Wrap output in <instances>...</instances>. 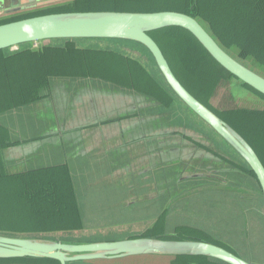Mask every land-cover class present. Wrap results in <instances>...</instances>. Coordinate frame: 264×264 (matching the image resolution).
I'll return each mask as SVG.
<instances>
[{"label": "trees", "instance_id": "16d2710c", "mask_svg": "<svg viewBox=\"0 0 264 264\" xmlns=\"http://www.w3.org/2000/svg\"><path fill=\"white\" fill-rule=\"evenodd\" d=\"M82 1L87 4L91 3V0L61 2L64 7H61V3H54L48 7L34 9L29 15L0 24L46 14L79 12L83 9L76 4ZM94 1H98L96 4L99 5V11L103 10L101 7H107L112 11L158 12L168 10L189 14L196 18L226 51L228 49L225 44H231V46L238 47V50L244 53V57L252 55L257 61L264 63V0H176L180 6L160 10H154L156 7L150 5L151 0ZM136 5L145 8L136 9ZM150 35L162 49L182 84L197 99L237 130L255 149L264 164V109L236 105L232 108L231 106L232 96L235 100V92L240 87L246 88L253 96L248 95L253 100L255 99L256 103H260L258 101L260 99L264 104V96L224 69L187 30L170 27L152 32ZM219 37H222L224 41ZM79 40L83 39H57L49 40V42ZM44 42L38 50L31 48L33 44H25L20 45L18 51L12 53L9 51L7 56L3 53L10 49L0 51V115L6 111L19 109L30 102L36 103L44 100L46 96L43 95L50 90L51 79L57 75H64V77L100 76L122 85H134L138 89L156 88L165 92L156 84V81L150 76V78L147 77L142 64L126 60L125 56L120 55L119 52L79 50L70 44H67V48H60V46H51ZM136 44L148 51L143 45ZM109 57L115 61L109 60ZM166 85L169 87L167 83ZM222 86L226 87L231 99L228 103L230 108L220 111L215 109L210 102ZM174 95L180 99L175 93ZM171 101L167 96L165 100L167 105ZM182 103L184 104L183 101ZM239 121L241 124L237 123ZM10 141L9 133L0 124V162L3 157L1 150L8 148ZM15 143L17 145L13 148L25 146L21 145L20 141ZM232 166L238 168L234 163ZM246 166L247 171H245L258 182L250 166L248 164ZM0 167V235L2 233L6 235L30 234L81 228L83 216L78 196H76L77 193H75L73 183L71 185L65 168L49 166L27 172L14 169L15 171L9 175L2 165ZM177 231L183 233L161 239L201 240L219 245L237 254L230 246L209 238L213 236L189 229H178ZM29 263L59 264L57 261L48 259H0V264ZM171 264L225 263L203 256H181L173 257Z\"/></svg>", "mask_w": 264, "mask_h": 264}, {"label": "rangeland", "instance_id": "374dc122", "mask_svg": "<svg viewBox=\"0 0 264 264\" xmlns=\"http://www.w3.org/2000/svg\"><path fill=\"white\" fill-rule=\"evenodd\" d=\"M66 1L72 3L74 0H43L41 3H37L36 7L22 9L20 11L21 15L19 14L8 19L0 18V23L29 15L32 10L37 8L48 7L54 5V3H66ZM111 1L118 2L119 0ZM62 3L60 5L64 7ZM96 3L98 4V1L91 0V3L88 4L82 1L77 3L76 6L79 5L80 8L83 9L79 12H99V5ZM149 3L151 6L157 8H154V10L172 9V7L180 6L176 0H151ZM144 8L145 7L136 5V9ZM101 9H103L102 11H112L107 7H101ZM1 14H4V12L0 11V17ZM219 38L224 41L222 37ZM44 43H48L51 46H60V48H67V44H70L79 50L119 52L121 53L120 55L125 56L124 58L126 60L130 62L137 61L142 64L147 77L150 76L157 82L156 84L160 88L172 96L173 107L179 112L180 118L182 117L193 127L198 128L208 136H212L217 141L218 147L222 152L232 155L237 161L242 163V165H245L239 155L231 149L226 142L222 141L219 135L212 128L207 126L208 124H204L198 116L190 113L189 109L182 101L174 95L171 89L166 85L165 79L159 71L152 55L140 45L136 44V42L117 39H83L76 42L46 41ZM193 45L196 46L195 44ZM38 47L37 44L31 46L33 50H38ZM225 47L234 57L236 56L239 59L238 56H240L243 59L239 60L244 61V64L251 66L255 71L257 70L258 73L264 75V63L257 61L256 57L252 55L244 57V53L239 51L238 47L234 45L231 46V44L226 43ZM14 50L18 51L19 49L17 48ZM108 59L115 61L112 60L111 57ZM86 82L92 81L87 80ZM235 82L237 83V81ZM64 83V75H57L51 80L50 89H52L54 85L58 88L61 85L66 86ZM94 91L99 92L98 90ZM248 94L250 93L246 88L240 87V89L235 92L236 101L232 96V108H235L234 106L236 105L252 109H264L263 100L259 99L258 101H260V103H256L254 101L255 99L253 100L251 97L253 95L250 94L251 96H249ZM109 98L112 97L110 96ZM230 99L231 97L226 87L222 86L210 103L215 109L222 111L225 108H230L228 105ZM45 102L47 103L44 104ZM108 102L111 103V100H108ZM44 105H49L48 100L45 101L44 99L38 104L30 102L20 109H13L10 112L0 115V124L9 133L11 140L17 138L25 140L28 138H35L45 135L49 130L56 128L50 127V125H55V121H53L52 118L49 119L48 115L41 113L42 111H47ZM240 122L241 121L237 123L241 124ZM193 134L194 133H192V136L195 137L196 135ZM199 139L205 140L204 138L202 139L200 135ZM66 141H68V139ZM50 146L53 145L51 144L49 147ZM47 148L48 147L43 146L34 158L30 157V162L28 164L25 163L27 168L22 169V171H31L33 168H44L49 166L48 164L68 163L76 183L73 184V187L75 193H77L76 196H78V203L83 216L82 226L74 230H58L30 234L23 233L8 236L40 238L68 243L117 241L128 239L138 234L147 236L145 234V227H142L145 222L152 221L154 218L157 219L160 213L165 211V208L172 210L171 212H175V203L180 199H185L186 203L183 200L177 202V212L169 217L168 221L170 223L167 225L168 231L175 229L177 224L210 229L209 231L212 233L211 235L213 237L209 238L219 240L225 245L230 246L238 255L251 264H264V200L258 182L252 176L251 181H247L246 183L243 179L240 180V174H230L226 176L222 171L223 169L225 171L226 168H222V165V167H220V162L216 161V169L219 172L216 173L218 174V178L212 177V179H210L211 182L213 179L215 182L204 184L193 190L191 186H193L194 183H187L185 184L188 188L187 190H183L182 194H177L178 191L175 190L176 198H171L169 194L173 192V183H168L167 186H163L162 188L153 186L150 189H143L139 180L133 175L121 174L120 176V171L117 168L107 167L97 161L99 159L95 158L96 151L87 156H80L78 154V149H76V145L68 142L61 145L55 144L52 149L45 151ZM13 149L14 148L10 149L7 154L8 160L7 158L4 159L3 156L0 162L2 168L4 167L5 172L9 175L14 171L17 161L21 160V158H28L27 156H29L26 155L27 153H20L19 150L15 152ZM5 150L6 148L1 150L2 155ZM48 152L51 153V157L46 159L45 155ZM232 169L236 168L232 167ZM236 170L241 171L240 168ZM151 178L153 179L154 176ZM69 179L72 185V177L70 174ZM224 179L227 181L231 179V185L224 186ZM240 183L246 185H240ZM179 220L183 222H179ZM148 224L149 223L145 226H148ZM2 235L6 234L2 233ZM171 262L172 260L170 258L148 256L140 258L130 257L123 260L120 259L119 261H97L94 263L79 262L74 264H171Z\"/></svg>", "mask_w": 264, "mask_h": 264}, {"label": "flooded vegetation", "instance_id": "af4514ba", "mask_svg": "<svg viewBox=\"0 0 264 264\" xmlns=\"http://www.w3.org/2000/svg\"><path fill=\"white\" fill-rule=\"evenodd\" d=\"M64 78L66 86L61 85L58 88L54 85L52 92L50 89L43 95L46 96L45 101L48 100L49 105H44L47 111L41 113L48 115L49 119L52 118L55 125L50 127L56 128L35 138L27 140L17 138L9 142V147L3 153L4 159L7 158V160L9 150L17 145L16 141H20L21 145H29L26 154L29 155L28 158L17 161L14 169L20 171L27 168L25 163L28 164L30 157L34 158L43 146L48 147L45 149L47 151L55 144L61 145L68 142L76 145L80 156H87L96 151L95 158L99 159L97 161L107 167L117 168L120 176L121 174L133 175L139 180L143 189H150L153 186L162 188L168 183H173V192L169 194L171 198H176L175 190L178 191L177 194L187 190L185 185L187 183H194L191 186L193 190L204 184L215 182L214 179L210 181L212 177L218 178L216 173L219 172L216 169L215 160L220 162V167L226 168L225 171L222 170L226 176L240 174V180L243 179L245 183L251 181V175L246 172L245 160L220 136L222 141L226 142L246 163L245 165L232 155L222 152L212 136H208L182 117L180 118L179 112L173 107L172 96L169 93L166 94V91V93L161 92L156 88L138 89L134 85H122L100 76H65ZM87 80L92 82H86ZM166 95L172 100L169 105L165 102ZM110 96L112 98H109ZM108 100H111V103ZM38 103L40 102L34 104ZM189 111L194 115L191 110ZM7 112L10 111L5 113ZM201 121L206 124L203 120ZM192 133L196 136H192ZM199 135L205 140L199 139ZM35 142L37 147L33 144ZM51 144L53 146L49 147ZM45 157L49 159L51 153L48 152ZM233 163L241 171L232 169ZM48 165L65 168L72 177V183L76 184L68 163ZM38 169L40 168H33L31 171ZM152 176H154L153 179ZM225 181H223L224 186L231 185V179ZM240 185L246 184L240 183ZM181 200L186 203L185 199L177 202ZM177 202L175 212L178 209ZM171 211L165 208L157 219L154 218L142 225L145 227L147 236L138 234L129 238L172 237L183 233L177 231L178 229H189L212 236L210 229L191 225L177 224L175 229L168 231L169 217L175 213ZM179 222L183 221L179 220ZM147 223H149L148 226H145Z\"/></svg>", "mask_w": 264, "mask_h": 264}, {"label": "water", "instance_id": "95a60500", "mask_svg": "<svg viewBox=\"0 0 264 264\" xmlns=\"http://www.w3.org/2000/svg\"><path fill=\"white\" fill-rule=\"evenodd\" d=\"M36 2L22 7L21 0H0V11L11 15L22 9L36 7ZM170 27H178L190 32L217 63L243 84L264 96L262 74L221 47L196 18L178 11L64 12L28 17L0 24V51L17 49L25 44L40 45L44 41L57 39H117L143 45L152 55L172 91L250 166L258 179L264 200V164L255 149L237 130L197 99L182 84L162 49L150 35L152 32ZM33 144L37 147V142ZM25 146L27 147L18 146L13 150L28 153L29 147ZM198 176L202 175L198 174ZM148 256L171 260L173 257L203 256L225 264H251L224 247L201 240L138 237L117 241L68 243L0 235V259H48L57 261L59 264H74Z\"/></svg>", "mask_w": 264, "mask_h": 264}, {"label": "crops", "instance_id": "0c3cea01", "mask_svg": "<svg viewBox=\"0 0 264 264\" xmlns=\"http://www.w3.org/2000/svg\"><path fill=\"white\" fill-rule=\"evenodd\" d=\"M45 1V0H44ZM36 2V0H21V3H20V5L22 6V7H25V6H27V5H31V4H34ZM41 3V1H37L36 3ZM20 5H17V6H20ZM20 14V12H17V13H15V14H11V15H6L5 13L4 14H1V17L0 18H11V17H14L15 15H19ZM21 15V14H20ZM38 46H41V44L40 45H38ZM18 49H19V47H18ZM13 52V51H15L14 49H10V50H8L6 53H3V55L4 56H7L9 53L8 52ZM245 63V62H244ZM247 65V64H246ZM247 66H249V65H247ZM250 68H251V66H249ZM253 69V68H252ZM55 77H53L52 79H54ZM1 123V122H0ZM20 139V138H19Z\"/></svg>", "mask_w": 264, "mask_h": 264}]
</instances>
